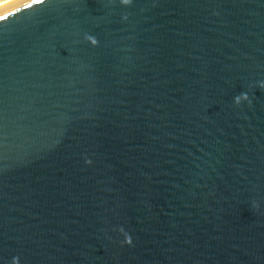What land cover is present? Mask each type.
<instances>
[{"label":"water","instance_id":"obj_1","mask_svg":"<svg viewBox=\"0 0 264 264\" xmlns=\"http://www.w3.org/2000/svg\"><path fill=\"white\" fill-rule=\"evenodd\" d=\"M261 84L264 0L0 6V264H264Z\"/></svg>","mask_w":264,"mask_h":264},{"label":"clouds","instance_id":"obj_2","mask_svg":"<svg viewBox=\"0 0 264 264\" xmlns=\"http://www.w3.org/2000/svg\"><path fill=\"white\" fill-rule=\"evenodd\" d=\"M130 2V0H122V3L123 4H128ZM86 39L87 40H90L92 42L93 45H95L97 42L95 40L94 37H91V36H86ZM260 88L261 89H264V84H261L260 85ZM249 100V96L247 95V93H241L240 95H238L237 97L234 98V103L239 106L242 102H245V101H248ZM253 208L256 209L257 208V205L256 204H253ZM121 233H124V230L123 229H120ZM126 236H128V239H127V243L131 244V238H130V235H128L127 233H124Z\"/></svg>","mask_w":264,"mask_h":264},{"label":"bare ground","instance_id":"obj_3","mask_svg":"<svg viewBox=\"0 0 264 264\" xmlns=\"http://www.w3.org/2000/svg\"><path fill=\"white\" fill-rule=\"evenodd\" d=\"M11 1H13V0H4V1L0 2V6H2L4 4H7V3L11 2Z\"/></svg>","mask_w":264,"mask_h":264},{"label":"rangeland","instance_id":"obj_4","mask_svg":"<svg viewBox=\"0 0 264 264\" xmlns=\"http://www.w3.org/2000/svg\"><path fill=\"white\" fill-rule=\"evenodd\" d=\"M2 1H4V0H0V2H2Z\"/></svg>","mask_w":264,"mask_h":264},{"label":"snow or ice","instance_id":"obj_5","mask_svg":"<svg viewBox=\"0 0 264 264\" xmlns=\"http://www.w3.org/2000/svg\"><path fill=\"white\" fill-rule=\"evenodd\" d=\"M37 2H39V0H37Z\"/></svg>","mask_w":264,"mask_h":264}]
</instances>
